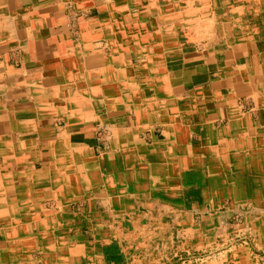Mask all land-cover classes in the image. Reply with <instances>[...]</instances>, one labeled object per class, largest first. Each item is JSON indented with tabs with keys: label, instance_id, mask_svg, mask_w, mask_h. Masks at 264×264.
I'll list each match as a JSON object with an SVG mask.
<instances>
[{
	"label": "crops",
	"instance_id": "0c3cea01",
	"mask_svg": "<svg viewBox=\"0 0 264 264\" xmlns=\"http://www.w3.org/2000/svg\"><path fill=\"white\" fill-rule=\"evenodd\" d=\"M150 186L175 214L257 228L264 0H0V264H93L106 240L69 203L115 213ZM256 244L234 264H264Z\"/></svg>",
	"mask_w": 264,
	"mask_h": 264
},
{
	"label": "rangeland",
	"instance_id": "374dc122",
	"mask_svg": "<svg viewBox=\"0 0 264 264\" xmlns=\"http://www.w3.org/2000/svg\"><path fill=\"white\" fill-rule=\"evenodd\" d=\"M240 106L245 112H255V105L251 101L241 102ZM92 130L95 132L96 151L103 152L106 141L110 138L109 129L95 125ZM195 196L187 199L198 200ZM158 200L153 196V188L150 186L145 194L136 195L131 192L129 197H124L115 213L107 210L101 203L91 210L86 209L84 199L69 203L74 219H85L81 222L84 226L83 234L90 239L106 240L100 250L101 257L98 253L93 264H234L231 255L240 246L257 250L259 247L256 243H264V215L256 222L255 214H250L248 225L256 222L257 228L242 229L239 225L243 222L241 215L230 220L225 218L222 223H217L216 219L213 222L211 218L213 214L206 216L198 212L193 217H188L184 211L175 214L174 209L168 206V201H159L163 203L161 204L157 203ZM225 201L218 208L209 207V212H213V209L225 210L230 205L229 200ZM48 202L43 201L42 205L51 208L52 205ZM186 203L188 204L187 201ZM250 207L251 205H244V208ZM239 208L243 206L240 205ZM84 222L91 223L96 228L88 229ZM220 225L221 228H218ZM260 249L263 250V246ZM254 254H258L257 251ZM257 261L262 264V260Z\"/></svg>",
	"mask_w": 264,
	"mask_h": 264
}]
</instances>
